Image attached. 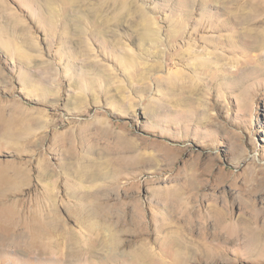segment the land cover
<instances>
[{
    "label": "rangeland",
    "instance_id": "rangeland-1",
    "mask_svg": "<svg viewBox=\"0 0 264 264\" xmlns=\"http://www.w3.org/2000/svg\"><path fill=\"white\" fill-rule=\"evenodd\" d=\"M142 15L159 42L140 38ZM246 29L264 30V0H0V264H264L243 237L205 257L200 225L172 262L163 234L177 232L150 201L179 183L203 210L213 194L264 229V49L238 41ZM96 125L135 139L141 161L82 178L118 156L107 140L83 146ZM45 217L61 221L48 237Z\"/></svg>",
    "mask_w": 264,
    "mask_h": 264
},
{
    "label": "bare ground",
    "instance_id": "bare-ground-1",
    "mask_svg": "<svg viewBox=\"0 0 264 264\" xmlns=\"http://www.w3.org/2000/svg\"><path fill=\"white\" fill-rule=\"evenodd\" d=\"M126 1H128V0H126ZM141 18H142V21H144V23L140 26V38L142 40L152 38V39L156 40V42H159L160 38L158 39V37H159L158 33H157L155 27L152 26V24H151V22L155 23L153 21L154 19H152L148 16H145V15H142ZM244 20L247 23L253 22V19H251V18H245ZM245 37H250L255 48L264 49V30L246 29V31L243 33V35L238 36V41L241 38H245ZM192 53H195V52H192ZM198 59L199 58L196 56V60L194 62H192L193 66L197 67V66L202 65L201 62H196ZM205 60L207 61V63H209V64L215 63V64H217V66H221L220 64H223L225 61L224 59L220 58L219 53L215 52V51H209ZM230 61H232V62L237 61L238 62V59L233 58V60H230ZM241 62L243 63L242 60H241ZM229 65H230L229 62H225L222 65V67L227 68ZM32 119H33V121H31L30 123H27V126H26L27 131L32 130L34 127L42 126L45 123V120H43L42 117H39V116H35ZM95 127L96 128L94 130L96 131L97 135L95 136L94 133L93 134L90 133L89 139H84V142L82 143L83 146L85 144H89L88 146L90 149H88V150H93V148H94L93 143L95 141H97V138H99L100 140H107L108 142H112V144H114L113 150L115 149L118 156L115 157L112 160V162H110V163L106 161L104 163H101L102 165L101 164L97 165V167L101 165L100 169L102 168L101 171L98 170V173H97V171H95L96 167L94 168V166H96L95 165L96 163L91 164L87 168H83L81 171L82 178L92 177V179H93V178H96L100 175L103 176V175L107 174V173H104V172H107L104 169H106V168L109 169L110 164L115 166V168L112 169V170H115V171H113V174L122 175L124 170H126L127 168L132 169L134 165L138 164L141 161L140 157L141 156L143 157V154H139V153L136 154L138 148H137V143H136L135 139L128 137L127 134H125L123 132H120V131L114 132L112 130H109L107 127H102V126H97V125ZM103 135H107V139H103L102 138ZM129 151L133 152V156L126 157L125 155H123L124 153L129 152ZM152 157H150V158H152ZM103 164H104V166H103ZM79 166H81V165H79ZM80 170H81V168H80ZM108 174L110 175L111 173H108ZM117 179H118V177H117ZM68 190H69V192H73V189H68ZM160 192L161 193H159V192L155 193L154 192L152 194V197L150 198V201L155 202L156 205L158 204L159 206H161L164 209V212H162L163 213L162 216L159 217L160 220L162 221L160 223H162V224H156V226L158 228H160L162 231L165 228H169V229H172L175 232H177V235L173 236L170 233H165L163 231L164 232L163 235L166 236L167 238H169L170 240L172 239V242H173L172 243V245H173L172 250H173L174 255L171 256L172 262H177V261L183 260V258H182L183 255L181 254V251L184 249L190 248V246L192 244V240H193L194 229L197 225L201 226V232H200L198 239L196 238V240H197V242H200V250L202 251V254H204L205 257H207V258H210L212 256V254L214 253V250L210 247V245H211L210 243H214V242H212V241H214V239L219 240L221 238L224 239L225 242L232 243L236 239L243 237L244 241L247 242L248 244H250L252 247H254V249L261 251V253L264 252V244L261 241L264 237V229L262 227H260L259 225H256V224L250 222L248 220V218H246L244 216H241L240 218H236L233 213H231L230 211H227V209L225 208L226 205L222 203L223 201L221 202L218 200V198H217L218 196L213 195V194L210 195L208 204L206 205V208L203 210L201 208V206L195 201V199L190 196L191 191H188L186 188L182 187V185H180L179 183H176L173 186L172 185L168 186L167 190H160ZM54 194H55V190L53 188H51L49 185L48 190H47V195H49L50 197H53V196H55ZM124 204H125V202H122V200H118L115 204L110 205V206H112V209L114 210L118 206H120V207L124 206ZM139 204L140 203H139L138 198H135L129 202L128 208L131 209L134 214H138V210L140 208ZM6 206H5V208L4 207H2V208H4V209L8 208ZM4 209H2V211H4ZM10 209H11V207H10ZM42 211H44V210H42ZM19 212H22V211L19 210ZM38 212L40 214L41 210ZM15 213H16V211H15ZM2 214H3V212H2ZM5 214H6V218L5 217H3V218H5L6 220L11 219L10 221H12V218L14 217L13 211L7 210L4 212L3 215H5ZM32 214H34V213L32 212ZM39 214H38V216L41 215V214L40 215ZM42 214H43V212H42ZM46 215H47V213H46ZM45 218H47V217H45ZM154 218L156 219L157 217L154 216ZM40 219H41V217H40ZM122 219H121V221H123ZM44 220L45 219L43 218V221ZM133 220L136 221V219H133ZM30 221H31V219H30ZM6 223H7V221H6ZM120 223H122V222H120ZM1 224H3L2 221H1ZM27 224H29V223H27ZM60 224H61V221H59L56 217H49L45 220V222H43V223L39 222V224L37 223L36 225L39 227L38 230H40V233L41 234L43 233V235H46L48 237L54 232V230H56L55 229L56 226H59ZM209 224L212 226L213 230H212V228L209 229V227H208ZM26 226H28V225H25L24 227H26ZM12 228H14V227H12ZM17 229H19V228H17ZM14 230H15V228H14ZM13 233H14V231H13ZM16 238H18V237H16ZM36 238L38 239V237H36ZM0 240H1V237H0ZM159 240H161V239L159 238ZM49 241H50V239H49ZM44 243H45V241H44ZM46 245L47 244H45V246ZM51 249H52V247H51ZM43 250H41V251H43ZM57 251H59V250H57ZM150 253H151V250H148L146 252V254H148V255ZM141 256L146 257L145 254H143V252L141 253ZM152 256H153V254H152Z\"/></svg>",
    "mask_w": 264,
    "mask_h": 264
},
{
    "label": "clouds",
    "instance_id": "clouds-1",
    "mask_svg": "<svg viewBox=\"0 0 264 264\" xmlns=\"http://www.w3.org/2000/svg\"><path fill=\"white\" fill-rule=\"evenodd\" d=\"M105 235H106V236L108 235L107 232L105 233Z\"/></svg>",
    "mask_w": 264,
    "mask_h": 264
}]
</instances>
